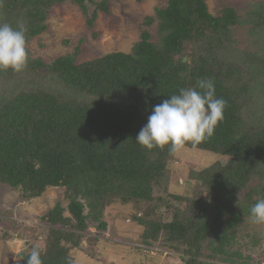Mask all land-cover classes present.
<instances>
[{
	"label": "trees",
	"instance_id": "obj_1",
	"mask_svg": "<svg viewBox=\"0 0 264 264\" xmlns=\"http://www.w3.org/2000/svg\"><path fill=\"white\" fill-rule=\"evenodd\" d=\"M65 1L0 0V24L23 23L29 56L23 71L0 70V183L24 198L60 186L67 202L46 211L44 229L16 254L20 262L38 248L43 264H73L70 251L90 226L106 231L104 209L119 201L153 212L159 203L164 218L134 213L131 220L143 227L145 245L159 240L183 264H252L232 246L250 208L264 199V0L250 1L243 14L230 4L212 14L205 0H166L143 17L130 52L79 62L75 48L45 62L28 43ZM68 1L90 29L99 10L109 13V0ZM86 1L94 5L90 15ZM236 27H245L249 48L239 46ZM198 79H212L216 97L227 101L214 134L184 144L227 156L187 173L208 200L168 190L167 166L178 147L135 142L152 108ZM251 237L253 245L260 241Z\"/></svg>",
	"mask_w": 264,
	"mask_h": 264
},
{
	"label": "rangeland",
	"instance_id": "obj_2",
	"mask_svg": "<svg viewBox=\"0 0 264 264\" xmlns=\"http://www.w3.org/2000/svg\"><path fill=\"white\" fill-rule=\"evenodd\" d=\"M205 1L212 14L225 4L232 5L243 14L252 0ZM165 4L166 0H109V13L99 10L94 27L90 29L85 13L67 0L52 9L47 19L48 28L35 36L28 46L33 56H40L45 62L73 52L75 48L79 49L76 54L79 62L111 51L130 52L144 27L143 17L153 15L157 6ZM87 8L90 15L94 5L88 2ZM149 30L155 39L156 22L149 26ZM234 31L239 46L249 48L248 41H244L247 38L245 27H236ZM93 32L97 33L96 37ZM184 54L187 55V51ZM173 158L167 166L171 175L168 190L173 194H190L208 200V190L198 181L189 185L187 173L191 168L201 169L216 160L226 161L227 156L182 145ZM57 202L63 206L67 203L63 187H47L39 196L24 198L19 189L0 183V264H22L16 254L34 242V232L46 226L42 220L44 214ZM142 208H145L142 203L122 204L119 201L106 206L103 212L106 231L97 232L95 227L90 226L81 246L70 251L73 264H183L179 253L168 250L159 240L153 241L152 245L144 244L141 239L143 227L131 220L134 213L153 212L152 205ZM151 215L155 219L164 218L159 203ZM252 234L260 237L254 245ZM238 247L250 263L264 264V223L245 219L232 246L233 249ZM219 264L230 263L220 261Z\"/></svg>",
	"mask_w": 264,
	"mask_h": 264
},
{
	"label": "clouds",
	"instance_id": "obj_3",
	"mask_svg": "<svg viewBox=\"0 0 264 264\" xmlns=\"http://www.w3.org/2000/svg\"><path fill=\"white\" fill-rule=\"evenodd\" d=\"M28 58L23 23L18 22L15 28L0 24V70L23 71ZM167 97L152 108L135 138L146 149L171 145L175 150L186 142L200 143L211 137L224 119L227 101L216 97L212 79H198L195 87ZM250 218L253 223H264V199L250 208ZM25 264H43L41 250L33 248Z\"/></svg>",
	"mask_w": 264,
	"mask_h": 264
},
{
	"label": "water",
	"instance_id": "obj_4",
	"mask_svg": "<svg viewBox=\"0 0 264 264\" xmlns=\"http://www.w3.org/2000/svg\"><path fill=\"white\" fill-rule=\"evenodd\" d=\"M86 4H88V1L85 2ZM93 11V10H92Z\"/></svg>",
	"mask_w": 264,
	"mask_h": 264
}]
</instances>
